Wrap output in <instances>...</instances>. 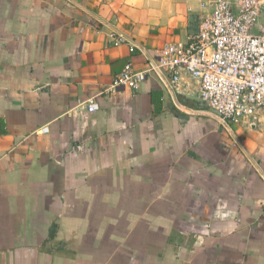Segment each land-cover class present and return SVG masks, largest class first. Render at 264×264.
<instances>
[{
	"label": "crops",
	"instance_id": "0c3cea01",
	"mask_svg": "<svg viewBox=\"0 0 264 264\" xmlns=\"http://www.w3.org/2000/svg\"><path fill=\"white\" fill-rule=\"evenodd\" d=\"M207 4L0 0V264H264V114L230 131L188 77L111 90Z\"/></svg>",
	"mask_w": 264,
	"mask_h": 264
},
{
	"label": "built area",
	"instance_id": "2783aa9c",
	"mask_svg": "<svg viewBox=\"0 0 264 264\" xmlns=\"http://www.w3.org/2000/svg\"><path fill=\"white\" fill-rule=\"evenodd\" d=\"M263 1H214L187 41L160 49L148 70L126 66L111 90H137L153 72L175 91L188 77L198 83L201 101L221 124L256 126L264 114ZM123 42L120 36L115 44ZM87 109L94 113L97 105L89 101Z\"/></svg>",
	"mask_w": 264,
	"mask_h": 264
},
{
	"label": "water",
	"instance_id": "95a60500",
	"mask_svg": "<svg viewBox=\"0 0 264 264\" xmlns=\"http://www.w3.org/2000/svg\"><path fill=\"white\" fill-rule=\"evenodd\" d=\"M261 7H262V9L264 10V1L262 2ZM165 83L167 84V87L170 89V91H171V93L173 94V96L176 98L175 91L173 90V88L170 86L169 82H168L166 79H165ZM209 114H210L211 116L215 117L213 114H211V113H209ZM219 121H221V120H219ZM222 124H223L227 129H229V130L231 131L230 127H229L226 123L222 122ZM257 167H258V166H257ZM259 169H260V168H259ZM260 171H261V169H260Z\"/></svg>",
	"mask_w": 264,
	"mask_h": 264
},
{
	"label": "rangeland",
	"instance_id": "374dc122",
	"mask_svg": "<svg viewBox=\"0 0 264 264\" xmlns=\"http://www.w3.org/2000/svg\"><path fill=\"white\" fill-rule=\"evenodd\" d=\"M202 1H204V2H208L209 4H207L208 5V7L211 9V4L214 2V1H216V0H202Z\"/></svg>",
	"mask_w": 264,
	"mask_h": 264
}]
</instances>
